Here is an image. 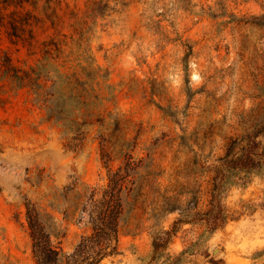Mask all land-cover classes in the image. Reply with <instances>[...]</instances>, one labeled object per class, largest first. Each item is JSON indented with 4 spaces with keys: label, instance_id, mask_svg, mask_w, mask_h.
Returning a JSON list of instances; mask_svg holds the SVG:
<instances>
[{
    "label": "rangeland",
    "instance_id": "1",
    "mask_svg": "<svg viewBox=\"0 0 264 264\" xmlns=\"http://www.w3.org/2000/svg\"><path fill=\"white\" fill-rule=\"evenodd\" d=\"M97 1L60 0L59 26L33 23L30 44L0 27V264H36L28 205L67 254L93 236L96 206L116 205L117 255L100 264H148L178 219L153 264L184 252L180 264H264V168L223 187L226 224L210 232L205 220L217 170L264 147V0H104L91 47L115 98L64 133L4 77V60L30 70L41 43L70 35Z\"/></svg>",
    "mask_w": 264,
    "mask_h": 264
},
{
    "label": "trees",
    "instance_id": "2",
    "mask_svg": "<svg viewBox=\"0 0 264 264\" xmlns=\"http://www.w3.org/2000/svg\"><path fill=\"white\" fill-rule=\"evenodd\" d=\"M103 1L88 6L84 16L72 25L70 35L59 34L44 40L40 57L30 70L13 66L9 57L4 60V77L17 89H30L35 102L45 110L47 120L62 127L64 133L77 132L83 126L92 125L93 118L106 101L115 98L110 72L99 65L91 47L93 27L98 25L97 18L104 17L105 8H108L107 3L102 6ZM59 7L60 0H0V27L6 28L11 43L30 44L35 39L34 32L29 28L33 23L48 21L54 28L59 26ZM37 10L39 15L34 13ZM263 168L264 147L252 141L239 156L225 161L217 170L213 210L205 216L210 232L227 223L228 217L220 196L223 187L244 181L251 173ZM103 207L96 206L90 213L93 236L84 238L74 253L67 254L51 240L53 231L44 221L43 214L28 205L27 220L36 264H100L104 259L117 255L116 246L111 247L118 227L114 215L116 205L106 210ZM211 213L215 215L209 218ZM184 222L178 219L174 224ZM175 226L153 241V256L148 264L156 263L163 257V251L176 232ZM55 236L58 237V234ZM184 255L185 252L176 258L168 256L161 264H180Z\"/></svg>",
    "mask_w": 264,
    "mask_h": 264
},
{
    "label": "water",
    "instance_id": "3",
    "mask_svg": "<svg viewBox=\"0 0 264 264\" xmlns=\"http://www.w3.org/2000/svg\"><path fill=\"white\" fill-rule=\"evenodd\" d=\"M219 249H216L215 251H213V255H216L218 253Z\"/></svg>",
    "mask_w": 264,
    "mask_h": 264
}]
</instances>
